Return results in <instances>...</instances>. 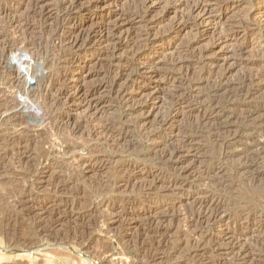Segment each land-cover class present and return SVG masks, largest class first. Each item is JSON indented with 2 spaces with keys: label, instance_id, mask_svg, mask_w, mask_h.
<instances>
[{
  "label": "rangeland",
  "instance_id": "rangeland-1",
  "mask_svg": "<svg viewBox=\"0 0 264 264\" xmlns=\"http://www.w3.org/2000/svg\"><path fill=\"white\" fill-rule=\"evenodd\" d=\"M260 71L264 0H0V264H264Z\"/></svg>",
  "mask_w": 264,
  "mask_h": 264
},
{
  "label": "bare ground",
  "instance_id": "bare-ground-1",
  "mask_svg": "<svg viewBox=\"0 0 264 264\" xmlns=\"http://www.w3.org/2000/svg\"><path fill=\"white\" fill-rule=\"evenodd\" d=\"M31 14V13H30ZM42 16V15H41ZM78 27V26H77ZM77 27H76V29H77ZM78 30V29H77ZM77 30H76V32H77ZM75 32V33H76ZM70 36V35H69ZM67 36L68 38H69V40L67 39V41H69L70 42V45H72L71 47H73V46H76V45H79L78 44V42L80 41V40H82V38L83 37H81V36H79L78 34L77 35H73V36ZM66 37V38H67ZM84 37H86V36H84ZM88 38V37H87ZM85 39V38H84ZM83 41V40H82ZM82 41H80V42H82ZM65 42V41H64ZM70 47V46H69ZM49 58V57H48ZM221 74V73H220ZM246 75L248 76V79H257V80H259V79H262L261 77H262V75H264V72H262V71H260L259 73H256V74H254V75H252V74H250V75H248V74H245V77L244 78H246ZM224 77V76H223ZM244 78H242V80L244 79ZM249 81V80H248ZM252 81V80H251ZM253 81H255V80H253ZM263 81V80H262ZM256 82V81H255ZM244 83V82H243ZM238 85V84H237ZM239 85H241V84H239ZM245 85V84H244ZM242 86L241 88H239V89H237V92L238 93H241V92H243L244 90H245V86ZM249 85V84H248ZM212 86V85H211ZM120 87V86H119ZM210 88V87H209ZM233 88V87H232ZM236 88V87H235ZM248 89V88H247ZM212 90V89H211ZM220 90H228V86L227 85H217V86H215L214 88H213V91L214 92H218V91H220ZM230 90V89H229ZM112 91L113 92H119L118 90H115L114 89V86H113V88H112ZM50 92V91H49ZM245 92V91H244ZM243 92V93H244ZM120 93V92H119ZM212 93V92H211ZM219 93H222V91H220ZM232 93V92H231ZM218 94V93H217ZM226 94V93H225ZM230 94V93H229ZM228 94V95H229ZM234 94V93H233ZM219 95V94H218ZM231 95V94H230ZM235 95V94H234ZM222 96V95H221ZM227 96V95H226ZM235 96H237V95H235ZM233 97V96H232ZM226 98V97H225ZM228 98V97H227ZM232 99V98H231ZM227 100V99H226ZM235 102V101H234ZM226 103V102H225ZM251 104V103H250ZM234 105H237L236 103L234 104ZM230 106V105H229ZM228 106V107H229ZM226 107V106H225ZM233 107V106H232ZM231 108V107H230ZM234 108V107H233ZM241 108V107H240ZM248 108V107H247ZM263 111L262 112V114H259V113H261L260 111V109ZM259 108H254V109H251V110H253L254 111V113L259 117V116H261L258 120H257V122L256 123H258V125H260V129H264L263 128V124H264V105L263 106H260ZM232 109V108H231ZM229 110V109H228ZM241 110V109H240ZM245 112V111H244ZM248 112V111H247ZM251 112V111H250ZM248 114V113H247ZM255 114H254V116L252 117V120L255 118ZM241 115V114H240ZM246 115V114H245ZM251 116H252V114H250ZM167 118H168V115L167 116H165V118L162 120V121H166L167 120ZM251 118V117H250ZM257 119V118H256ZM161 123V122H160ZM216 126V125H215ZM220 126V125H219ZM107 128V127H106ZM123 128V127H122ZM126 128V127H125ZM128 128V127H127ZM105 129V128H104ZM217 129V128H216ZM215 129V130H216ZM107 130V129H106ZM124 130V129H123ZM126 130V129H125ZM124 130V131H125ZM128 130V129H127ZM221 129H219V131H220ZM102 132H103V130H101ZM218 131V132H219ZM223 131V130H222ZM221 131V132H222ZM256 131V130H255ZM259 132H260V135L261 134H264V130H259ZM253 134V133H252ZM257 134V133H256ZM120 136H121V138L122 139H124L125 137H126V135H128L126 132L124 133V134H119ZM259 135V134H258ZM254 149V148H253ZM1 150V149H0ZM261 150V149H260ZM244 151V150H243ZM176 153V151H172L171 153H169V156H173V155H176L175 154ZM259 156V155H258ZM165 157V156H164ZM247 157V156H246ZM260 157V156H259ZM171 158V157H170ZM164 159V158H163ZM166 159V158H165ZM256 159H257V157H256ZM256 159L255 158H253V159H250V162L247 160L246 162H244L243 161V164L241 165V168L242 169H247V168H254V167H256V165H257V161H256ZM239 165V164H238ZM183 170V169H182ZM173 184V183H172ZM172 186V185H171ZM208 200H209V198H208ZM222 201L223 200H220L219 198H215V197H213L212 195H211V201L209 202V203H207V204H204V205H200V207H199V211L197 210V212H196V215L194 216V221L196 222V223H198V225L200 224H202V222L203 223H209V222H211V221H214L215 219H217V217L219 216L218 214V210H219V212H220V208H223L222 206H223V203H222ZM224 202V201H223ZM260 202V201H259ZM238 203V202H237ZM249 205V204H248ZM227 207V206H226ZM240 207V206H239ZM250 208V207H249ZM242 209H244V208H242ZM251 209V208H250ZM256 208H253L252 210H255ZM245 210H246V208H245ZM249 210V209H248ZM243 211V210H242ZM241 211V212H242ZM247 212V211H246ZM238 213V212H237ZM244 213V212H243ZM250 213V212H249ZM221 214V213H220ZM234 214V213H233ZM236 214V213H235ZM247 214V213H246ZM15 224V223H14ZM199 225V226H200ZM195 226V225H194ZM201 227V226H200ZM20 228H22L23 229V227H20ZM3 229V228H2ZM25 229V228H24ZM28 230V229H27ZM29 230H31L32 231V229H29ZM1 231V230H0ZM14 232V231H13ZM30 232V231H29ZM2 233H4L3 231H2ZM10 233V232H9ZM26 233L28 234V232L26 231ZM30 233H32V234H36V233H33V232H30ZM8 234V233H7ZM13 234V233H12ZM16 234H18V233H16ZM31 234V235H32ZM39 234V233H38ZM1 235V234H0ZM3 235V234H2ZM31 235H29V236H31ZM33 235V236H34ZM4 236H7V235H4ZM12 236V235H11ZM14 236V235H13ZM18 236V235H17ZM39 236V235H38ZM37 236V237H38ZM2 237V236H1ZM35 237V236H34ZM36 237V238H37ZM10 238V237H9ZM9 238H7V239H9ZM13 237H11V239H12ZM16 238V237H15ZM20 238V237H19ZM25 238V237H24ZM27 238H28V236H27ZM35 238V239H36ZM4 239V238H3ZM6 239V238H5ZM4 239V240H5ZM14 239V238H13ZM23 239V238H22ZM26 240V239H25ZM25 240H23V241H25ZM30 240H32L31 238H30ZM0 241H1V238H0ZM9 241H10V239H9ZM13 241V240H12ZM15 242H16V239L14 240ZM18 241V240H17ZM23 241H21V242H23ZM6 242V241H5ZM20 242V243H21ZM26 242V241H25ZM29 242V241H28ZM34 242V241H33ZM32 242V243H33ZM1 243V242H0ZM3 243V242H2ZM7 243V242H6ZM10 243V242H9ZM12 243V242H11ZM19 243V242H18ZM31 243V242H30ZM29 243V244H30ZM13 244L15 245L16 243H14L13 242ZM23 244V243H22ZM17 245V244H16ZM24 245L26 246V244L24 243ZM20 245H18V247H19ZM23 247V246H22ZM86 264H92V262L90 261V260H87L86 261Z\"/></svg>",
  "mask_w": 264,
  "mask_h": 264
}]
</instances>
